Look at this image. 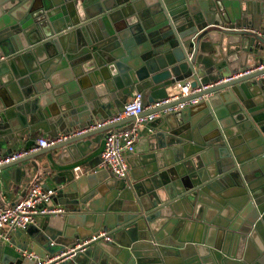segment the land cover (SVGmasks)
Returning <instances> with one entry per match:
<instances>
[{
    "label": "water",
    "instance_id": "1",
    "mask_svg": "<svg viewBox=\"0 0 264 264\" xmlns=\"http://www.w3.org/2000/svg\"><path fill=\"white\" fill-rule=\"evenodd\" d=\"M238 28L264 32V0H0V151L65 137L2 167L52 185L63 214L1 230L0 264L99 231L109 241L60 264H264V41ZM244 72L145 111L127 177L97 173L111 130L135 120L89 130L112 107Z\"/></svg>",
    "mask_w": 264,
    "mask_h": 264
},
{
    "label": "built area",
    "instance_id": "2",
    "mask_svg": "<svg viewBox=\"0 0 264 264\" xmlns=\"http://www.w3.org/2000/svg\"><path fill=\"white\" fill-rule=\"evenodd\" d=\"M234 31L248 32L252 35L260 37L264 41L263 31L242 28L235 29ZM260 68H264V64L260 66ZM248 73L249 72L238 73L236 75H232L230 78H223L217 82L194 89L190 87L189 83H185L182 87H176V90L166 99L155 100L152 103L147 104L146 107L142 106L140 95L135 93V95L131 97V100L125 104L122 112H115L108 118L96 122L94 126L89 128V130L99 129L106 126H113L128 118L135 119L134 122L131 123L130 128L121 127L111 130L109 136L105 140L98 168L109 172V174L115 179H125L129 170L127 159L128 156L133 153L135 142L139 136V130L146 122L154 120L157 117V114L150 113L141 118H139V116H141L145 111H152L163 106H167L171 102H176L190 95L197 94L202 90L240 78ZM201 100V98H194L183 103H178L173 107L163 110L162 114L182 110L185 107L198 104ZM64 139L65 137H60L59 139L41 137L36 139V146L32 147L29 152L10 151L8 154L0 153V168L22 158L28 153L49 148ZM75 170H78V168ZM54 195L55 191L53 188H46L41 183H34L29 186L25 195L18 202L10 206H0V231L4 228H8L11 232L25 230L29 225L33 224L37 218L52 217L63 214V209L56 205L53 200ZM2 237L3 235L0 234V238ZM99 241H109V237L106 232L100 231L89 238L76 241L73 245L54 255H47L41 258L33 253L25 252L23 253V256L32 260L34 264H60L74 259L88 247Z\"/></svg>",
    "mask_w": 264,
    "mask_h": 264
},
{
    "label": "crops",
    "instance_id": "3",
    "mask_svg": "<svg viewBox=\"0 0 264 264\" xmlns=\"http://www.w3.org/2000/svg\"><path fill=\"white\" fill-rule=\"evenodd\" d=\"M262 55L264 58V49H263ZM134 95L135 93L132 94V97ZM111 112L112 114L116 112L113 107H112ZM99 121L101 120H98L97 122ZM122 127H127V126L125 125ZM148 132L150 133L151 129L146 126H142L141 129L139 130V136L143 138L145 135L149 134ZM41 137H47V136L39 133V134L34 135L33 139H35L36 141V139L41 138ZM35 146H36V142H35ZM9 152L10 151L6 147H2V151H0V153H4V154H8ZM96 171L97 173H102V172L104 173V170H101L98 167L96 168ZM10 172H11V169H3L2 167L0 168V206L2 207L13 205L20 198L23 191L27 190L28 187L33 185L34 183H39L38 181H35V180H32V181L25 180L22 178V176H19V175L15 176L14 179L12 180ZM49 186L50 188H52V185H49ZM3 232L4 234H6L11 231L8 228H4Z\"/></svg>",
    "mask_w": 264,
    "mask_h": 264
}]
</instances>
